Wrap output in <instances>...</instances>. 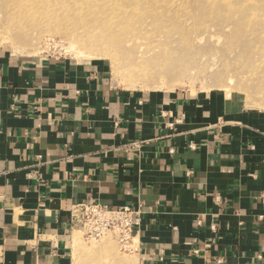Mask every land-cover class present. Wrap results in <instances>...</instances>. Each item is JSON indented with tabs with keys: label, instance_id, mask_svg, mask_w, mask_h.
Here are the masks:
<instances>
[{
	"label": "crops",
	"instance_id": "0c3cea01",
	"mask_svg": "<svg viewBox=\"0 0 264 264\" xmlns=\"http://www.w3.org/2000/svg\"><path fill=\"white\" fill-rule=\"evenodd\" d=\"M236 109L0 48V264H77L86 202L139 213L109 264H264V110Z\"/></svg>",
	"mask_w": 264,
	"mask_h": 264
},
{
	"label": "rangeland",
	"instance_id": "374dc122",
	"mask_svg": "<svg viewBox=\"0 0 264 264\" xmlns=\"http://www.w3.org/2000/svg\"><path fill=\"white\" fill-rule=\"evenodd\" d=\"M201 1L190 0L184 4L179 0H68V6L58 3L49 13L47 7L36 6L33 15L39 17L45 12L49 26L28 23L25 28H19L12 23L17 12L11 6H35L34 0H0V48L24 57H53L103 66L113 85L128 92L166 96L220 93L236 111L264 110V67L259 53L264 49L261 33L264 25L248 23L251 30L263 35L257 37L256 42L248 33L240 40L228 41L224 36L240 31L251 11L247 9L239 13L240 16L227 14L226 9L219 11L218 5H212V0L209 5L212 8L203 10L207 2ZM118 7L120 14L116 13ZM260 7L264 11V5ZM104 8L107 15L102 19L114 13L115 16L112 15L119 17L120 22L129 21L131 32L125 33L121 27L113 33L105 31L103 25L94 26L91 22L99 24V21L91 20L88 15L95 16ZM125 10L136 14L122 16ZM52 13L57 17L52 19ZM68 29L73 31L70 37L64 34ZM83 30L96 39L85 47L76 46L86 48L82 54L85 58L69 48L79 37L76 34ZM139 76L148 78L146 85L139 80L131 85L127 79ZM165 78H176L183 84L168 87L153 83ZM116 235L110 233L89 241L79 233L75 238L76 250L72 251L73 261L109 264L122 254H129L120 246Z\"/></svg>",
	"mask_w": 264,
	"mask_h": 264
},
{
	"label": "bare ground",
	"instance_id": "6f19581e",
	"mask_svg": "<svg viewBox=\"0 0 264 264\" xmlns=\"http://www.w3.org/2000/svg\"><path fill=\"white\" fill-rule=\"evenodd\" d=\"M179 1L181 3H184V4H188L190 2V0H179ZM210 1L211 0H202L201 1L202 3L207 2L206 5L204 6L203 10H210L212 8V6H209L211 4ZM34 2H35V6H11V8L15 10V13L17 12L16 13L17 15L12 19V23L15 26L22 28V26L24 27V25H26L28 23L31 25H34V26H41V25L47 26V24H48L47 21H49V19H48V15L45 12L41 13V15L39 17H38V15H36V17L33 15L35 13L36 6L47 7L48 13H49V10L52 11V9L58 3H62L63 6H68V4H69L68 0H58V1L57 0H47V3H46V0H34ZM212 5H218L217 7H218L219 11L226 9L228 11L227 14H237L238 16H240L239 13H243L247 9H248V12L251 11L250 16H248V14H247V20L245 21V23L243 25L244 27H247V28L243 27L238 32L237 31L231 32L230 34L224 36L226 40H228V41L229 40L230 41L240 40L244 33H248V35L256 42L257 37L263 36L262 34L257 32L256 30H251V28L248 27V23L253 24V25L260 24V26L264 25V11H262V9L260 7V6L264 5V0H261V4H258V0H212ZM199 6H201V5H199ZM249 6H253V8L251 10H249L250 9ZM255 6H258V7L255 8ZM113 8H111V9H113ZM105 9L106 8H104V10L102 9L103 11L98 12L97 15H95V16H93L92 14L88 15V16H91L90 17L91 20L94 19V20L99 21V24H95L92 21L91 23L94 26L97 27V26L103 25L105 28V31L113 32V33H115L121 27L125 33L131 32L132 25L129 23V21H127L128 23L120 22L121 21L120 18L114 17L115 16L114 13H112L114 16L112 14H111L112 16L109 14L110 16L102 19V17H104L103 15H105V14L107 15V12L105 11ZM117 12H119V14H120V7H118V9L116 10V13ZM93 14H94V12H93ZM132 14H129V11H126V10L121 13L122 16H131ZM135 14H136V12H134L133 15L135 16ZM56 15H57L56 13H52V19ZM49 24H48V26H49ZM123 26H125V27H123ZM135 27H137V26H135ZM72 33H73V31L68 29V30H66V32L64 34L66 36L70 37L69 34H72ZM261 33L264 34V32H261ZM80 34H81V36H80ZM71 36H74V35H71ZM76 36H79L81 39L78 40L79 37L77 38V40L74 39L75 41H73V43L71 44V46L69 48L72 49V52L75 51L74 53L81 54V56L84 57L85 55H82V54L84 53L86 48L80 49V48H76V46L79 44L82 47H85V46L93 43L95 38L85 30H83L81 33H77ZM9 38H10V36H9ZM259 53H260L262 60H263V62L261 64H263V67H264V49H260ZM261 64L259 65L260 69H262ZM252 73H256V72L253 71ZM142 76H139L138 78L128 77L127 79L128 80L130 79L131 85H134V82L136 80L141 81V82H139L140 84H145L147 82L148 78H144ZM231 81L232 80H230V83H231ZM126 82H128V81H126ZM153 83H155V85H157V86H168V87L171 86V84H174V85L183 84L182 81H180L179 79H176V78L159 79ZM228 88H229V86L225 87L226 90H228Z\"/></svg>",
	"mask_w": 264,
	"mask_h": 264
},
{
	"label": "built area",
	"instance_id": "2783aa9c",
	"mask_svg": "<svg viewBox=\"0 0 264 264\" xmlns=\"http://www.w3.org/2000/svg\"><path fill=\"white\" fill-rule=\"evenodd\" d=\"M261 198L264 203V194ZM74 213L82 223L85 240H99L114 233L125 251L136 249L134 231L140 225V218L132 208H112L97 202H86L74 206Z\"/></svg>",
	"mask_w": 264,
	"mask_h": 264
}]
</instances>
